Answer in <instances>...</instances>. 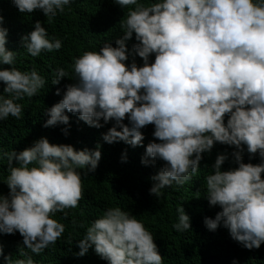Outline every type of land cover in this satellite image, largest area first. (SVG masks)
I'll use <instances>...</instances> for the list:
<instances>
[{"label": "clouds", "instance_id": "9594fccd", "mask_svg": "<svg viewBox=\"0 0 264 264\" xmlns=\"http://www.w3.org/2000/svg\"><path fill=\"white\" fill-rule=\"evenodd\" d=\"M72 2L12 0L20 13L41 10L48 20L64 13ZM114 3L122 8L135 6L121 23L122 36L115 40V47L105 41L99 51H84L74 58L76 83L66 85L62 99L45 110L48 119L43 126H70L67 110L95 128L103 127L101 120L114 121L103 140L135 147L143 144L141 129L154 125L152 135L159 142L146 146L141 163L166 162L151 178L149 192L157 197L165 187L189 181L200 168L202 154L211 153L215 143L234 147L231 155L238 167L222 171L229 157L218 154L212 173L205 178L209 205L222 210L215 218L205 217L204 224L210 231L223 225L242 247L259 249L264 243V0ZM3 21L0 16V25ZM134 34L137 43L130 51L126 42ZM7 35L8 29L0 27V65L15 63L17 53L5 47ZM21 44L37 57L61 49L62 40L50 37L37 21L34 30L21 37ZM132 53L143 59V66L134 59L126 65ZM67 76L63 67H57L52 85ZM0 82L3 92L10 94L0 95V120H6L10 115L19 118L22 105L16 101L35 96L46 80L35 68L11 67L0 69ZM60 94L57 88L56 95ZM61 131L68 135V128ZM245 150L250 159L258 154L260 163H244ZM4 157L10 191L0 195V234L19 232L25 248L39 254L65 232V225L52 216L78 206L83 196L78 169H87L83 175L95 171L100 145L76 150L41 137L20 152H3L0 159ZM177 211L173 228L189 230V215L182 206ZM76 244L77 256L91 248L107 264H163L153 234L118 206L92 221ZM0 256L6 264H35L30 256L13 261L2 246Z\"/></svg>", "mask_w": 264, "mask_h": 264}, {"label": "trees", "instance_id": "16d2710c", "mask_svg": "<svg viewBox=\"0 0 264 264\" xmlns=\"http://www.w3.org/2000/svg\"><path fill=\"white\" fill-rule=\"evenodd\" d=\"M153 2L156 0H140L145 5ZM134 7L130 5L122 8L114 0H73L70 6H65L64 13L48 20L41 10H34L31 14L20 13L12 0H0V16L4 18L0 27L8 29L5 47L17 53L13 65H0V69L15 67L30 71L35 68L46 80L35 96H25L16 101L22 105L19 118L10 115L6 120H0V155L12 150L20 152L31 147L41 137H46L50 144H70L76 150H94L99 144L101 151V159L94 172L83 175L87 169H78L82 172L83 184V196L78 206L64 209L67 216L64 212H56L52 216L65 225L61 238L36 254L25 248L19 232L14 235L0 234L4 255L10 256L13 261L30 256L35 264H107L91 248L84 256H77L80 249L76 243L83 239L92 221L109 207L118 206L140 219L153 234L163 264H233L234 261L236 264H264V243L259 249L249 250L233 240L223 225L210 231L204 224L205 217L215 218L217 212L222 210L219 206L209 205L205 178L212 173L211 166L218 154L227 153L229 157L222 165V171L238 167L231 155L234 147L215 143L211 153L202 154L204 158L200 168L189 181L183 185L173 183L162 189L161 195L157 197L149 192L154 183L151 178L166 162L156 160L148 165L141 163L146 146L155 140L152 135L154 125L149 124L141 129L143 144L135 147L124 141L108 144L103 140V134L113 126L114 121L105 124L101 120L103 127L95 128L80 120L78 114L67 110L65 114L70 118V126H43L48 119L45 110L62 99L66 85L76 83L72 68L74 58L84 51H99L105 41H110L115 47V40L123 34L121 23L129 9ZM37 21L47 29L50 37L62 40L61 49L44 51L33 57L23 48L21 37L33 31ZM135 43L134 34L126 42L127 48L131 51ZM133 59L138 66H143V59L135 53L129 56L126 65ZM154 59L153 53L149 63H153ZM57 67H63L68 76L62 78L60 84L52 85ZM3 88L0 82V95L9 97L10 94L4 93ZM57 88L61 90L60 95H56ZM227 119L226 115L225 123ZM123 122L128 124L126 118ZM62 128H68L67 136L61 131ZM124 156L126 160L122 158ZM243 162L255 165L260 163V157L255 154L250 159V154L245 150ZM8 174V161L4 157L0 159V195H7L10 191L6 184ZM180 206L189 215L191 225L189 230L182 232L173 228V224L178 222L177 209ZM0 264H6L3 256H0Z\"/></svg>", "mask_w": 264, "mask_h": 264}]
</instances>
